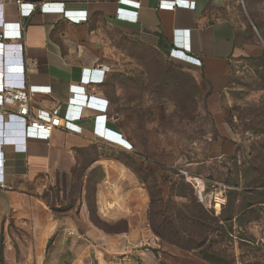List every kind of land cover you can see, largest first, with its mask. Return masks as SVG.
<instances>
[{
    "label": "crops",
    "instance_id": "obj_1",
    "mask_svg": "<svg viewBox=\"0 0 264 264\" xmlns=\"http://www.w3.org/2000/svg\"><path fill=\"white\" fill-rule=\"evenodd\" d=\"M26 1L23 16L14 4L5 6L8 24L0 26V36L22 43L23 51L0 49V77L13 79L24 70V61L33 62L28 83L50 90H39L33 107L51 111L77 92L88 93L89 100L72 121L41 130L38 139L16 138L19 124L2 125L0 117V136L9 141L3 149L7 187H0L6 264H167L160 256L163 242L150 224L148 190L128 164L137 155L110 113L108 57L119 36L147 38L168 52L176 41L188 44L187 52L202 64H187L208 85V110L222 125L220 95L231 79L233 60L243 53L238 22L224 14L225 0ZM172 1L174 8L161 6ZM29 4L85 11L87 19L77 23L61 11L46 10L28 17ZM17 23L24 32L19 41L13 39ZM176 31L189 34L176 40ZM84 69H102L94 76L105 72V81L80 84ZM6 106L17 108L11 100ZM64 112H70L66 105ZM83 162L88 164L76 191V171Z\"/></svg>",
    "mask_w": 264,
    "mask_h": 264
},
{
    "label": "rangeland",
    "instance_id": "obj_2",
    "mask_svg": "<svg viewBox=\"0 0 264 264\" xmlns=\"http://www.w3.org/2000/svg\"><path fill=\"white\" fill-rule=\"evenodd\" d=\"M222 8L243 49L220 95L222 125L201 74L149 39L119 36L108 57L110 113L137 155L128 164L148 190L167 264H264V0Z\"/></svg>",
    "mask_w": 264,
    "mask_h": 264
},
{
    "label": "built area",
    "instance_id": "obj_3",
    "mask_svg": "<svg viewBox=\"0 0 264 264\" xmlns=\"http://www.w3.org/2000/svg\"><path fill=\"white\" fill-rule=\"evenodd\" d=\"M8 3H12L16 6L17 11L20 16L24 14V7L26 6V0H0V26L4 29L8 24L5 19L4 9ZM30 9L28 12V17H30L36 11H61L66 17L72 19L73 21L79 23L87 19V14L85 11H79L74 13L72 11H65L64 7L59 6H39L35 4H29ZM176 1L172 2H163L161 6L174 8ZM123 18H131L122 16ZM18 30H16L13 38L16 41L22 40L24 38V32L20 23H17ZM181 33L189 34L188 31H176V40L179 39ZM5 34L0 36V49L2 51L7 47H12L23 51V45L11 42H5ZM6 40V39H5ZM13 42V41H12ZM11 43V44H10ZM174 47L170 49L169 55L173 59H181L186 63H192L195 65H201V60L190 55L187 50H190L188 44L183 42L176 41L174 42ZM35 64L33 62L24 61V70L19 71L15 78H11L8 74L1 75L0 77V117L2 118L1 122H6L11 120L12 123L16 122L19 124V129H16L18 135H14L16 138L21 139H38L40 137V131L43 129L52 130L54 128L61 127L63 123L67 121H72L74 119L76 110L80 107L87 106L89 100V94L85 92H77L70 97L66 104L60 103L53 110L49 111L43 108L33 107V97L36 93H50L49 87L48 90L45 87H37L36 85H31L27 81V73L30 68H34ZM102 70V69H100ZM98 69H84L80 79V84L86 83L92 84L91 82H104L106 79V73L103 72L99 76H94ZM18 78V79H17ZM83 82V83H82ZM11 100L16 103V110H10L6 106V101ZM68 106L70 109L69 113L64 112V106ZM23 131V133H20ZM14 132V133H15ZM3 133V132H2ZM3 137V134H1ZM20 135V136H19ZM5 136V134H4ZM6 138V136L4 137ZM6 143V142H5ZM9 141H7V145ZM4 164L5 158L0 157V187L6 188V182L4 179ZM71 234L73 232H70Z\"/></svg>",
    "mask_w": 264,
    "mask_h": 264
},
{
    "label": "clouds",
    "instance_id": "obj_4",
    "mask_svg": "<svg viewBox=\"0 0 264 264\" xmlns=\"http://www.w3.org/2000/svg\"><path fill=\"white\" fill-rule=\"evenodd\" d=\"M4 137H5L4 134H3V137H2V135L0 136V157H2V156L4 157V150L3 149L5 146H7L8 139L4 138Z\"/></svg>",
    "mask_w": 264,
    "mask_h": 264
},
{
    "label": "trees",
    "instance_id": "obj_5",
    "mask_svg": "<svg viewBox=\"0 0 264 264\" xmlns=\"http://www.w3.org/2000/svg\"><path fill=\"white\" fill-rule=\"evenodd\" d=\"M261 61H262V64H263V66H264V51L262 52V55H261ZM153 228V227H152ZM154 230V232L156 233V234H158V231L157 230H155V229H153ZM0 240H1V237H0ZM2 244V243H1ZM0 260H1V263L2 264H6V262H5V260H4V256H3V248L1 249V254H0Z\"/></svg>",
    "mask_w": 264,
    "mask_h": 264
},
{
    "label": "bare ground",
    "instance_id": "obj_6",
    "mask_svg": "<svg viewBox=\"0 0 264 264\" xmlns=\"http://www.w3.org/2000/svg\"><path fill=\"white\" fill-rule=\"evenodd\" d=\"M215 198H216V201L221 202L222 204L224 203V198L220 196V194H218Z\"/></svg>",
    "mask_w": 264,
    "mask_h": 264
}]
</instances>
